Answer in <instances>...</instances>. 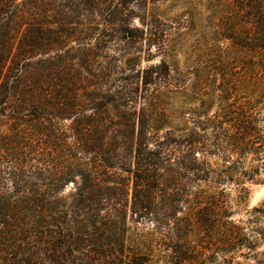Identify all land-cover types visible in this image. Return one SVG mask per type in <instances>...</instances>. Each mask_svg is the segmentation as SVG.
I'll list each match as a JSON object with an SVG mask.
<instances>
[{
  "label": "trees",
  "instance_id": "obj_1",
  "mask_svg": "<svg viewBox=\"0 0 264 264\" xmlns=\"http://www.w3.org/2000/svg\"><path fill=\"white\" fill-rule=\"evenodd\" d=\"M147 1L0 0V264H220L242 250L264 264V203L250 208L247 185L264 170V102L214 90L212 112L202 77L187 94L167 60L90 78V54L68 49L83 29L97 48ZM176 91L195 105L183 125L163 104Z\"/></svg>",
  "mask_w": 264,
  "mask_h": 264
},
{
  "label": "rangeland",
  "instance_id": "obj_2",
  "mask_svg": "<svg viewBox=\"0 0 264 264\" xmlns=\"http://www.w3.org/2000/svg\"><path fill=\"white\" fill-rule=\"evenodd\" d=\"M135 8L126 18L123 32L116 28L97 48L89 38L93 35L84 29L72 37L68 49H74L76 63L81 64L88 53L87 59L97 68L86 76L115 80L167 60L174 75L186 77L187 94L197 77H202L200 105L212 112L221 105L220 99L209 100L214 90H232L240 107L264 102V0H148ZM124 30L134 39H125ZM152 31L165 36L167 46L157 44V37L151 39ZM186 93L176 91L163 102L174 125H183L193 117L189 112L195 105ZM247 185L250 208L262 205L264 170ZM73 189L71 183L65 194ZM246 254L242 250L233 262L220 264H255Z\"/></svg>",
  "mask_w": 264,
  "mask_h": 264
}]
</instances>
